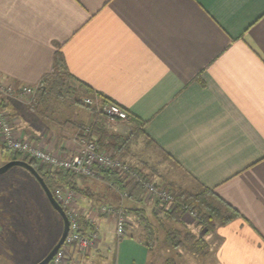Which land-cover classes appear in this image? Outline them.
<instances>
[{"label":"crops","instance_id":"crops-1","mask_svg":"<svg viewBox=\"0 0 264 264\" xmlns=\"http://www.w3.org/2000/svg\"><path fill=\"white\" fill-rule=\"evenodd\" d=\"M60 73L65 94L42 98L35 112L2 103L16 129L72 154L74 124L95 123L77 102L90 94L110 99L197 187L235 211L210 231L181 218L206 252L166 245L162 264L173 257L178 264H264V0H0V79L34 86ZM121 156L159 183L133 154ZM76 186L83 218L106 204L122 207L127 224L119 238L111 216H96V248L66 245L65 261L151 264V245L130 210L151 219L153 200L139 190L123 196L102 179L78 178Z\"/></svg>","mask_w":264,"mask_h":264},{"label":"rangeland","instance_id":"rangeland-1","mask_svg":"<svg viewBox=\"0 0 264 264\" xmlns=\"http://www.w3.org/2000/svg\"><path fill=\"white\" fill-rule=\"evenodd\" d=\"M88 96L98 105L104 103L97 95L90 94ZM85 97L87 96H82L80 98L83 106L86 105L83 101ZM86 106L88 111L91 112L92 118L93 113H97L96 108L90 105ZM27 110L31 112L29 108H27ZM97 114L98 117L96 119L99 120L102 128L127 139L122 144L120 156L125 153L126 157L129 156L130 158V155L133 154L135 156L134 162L137 163L140 168H143V170L155 174V176L158 177L159 183H163L161 184L163 187L169 188L173 199L176 194H182L183 196L190 195L192 199H203L206 204H210L214 207L216 212H219L220 215L228 213L224 205L211 192L197 187L180 169H178V167H176V165L170 162L169 158L165 157L154 145L146 140L145 137L140 134V126L130 121V118L121 123L117 120H111L102 113ZM82 125H84L82 121H77L74 124L75 128ZM22 135L32 140L36 147L38 146L32 138L23 133ZM38 147L55 153L57 156H63L61 152L52 151L54 150L53 143H49L48 146ZM2 148H4V145L0 137V167L9 161L2 158ZM5 150H7V148ZM53 169L54 168H47L48 171H53ZM89 179L94 181L99 180L98 178ZM75 193V200L77 202L79 199L78 192ZM191 206H193L194 209ZM191 206L190 207L197 213V220L190 215H186V212H184L181 218L185 217L188 222H192V219H194L197 223L198 218H200L202 214L210 212L209 209L202 207V205H198V203H193ZM154 208L152 218H150L154 224L155 233H157V240L150 244V250L152 251L151 264H162L163 258L159 259L158 254H161V257L167 256L169 253H166V250H168L169 246L166 247L162 242H158V236L160 235L161 237L163 235L166 227L169 229L176 225L164 220L163 217L165 210L171 209H166L165 207L161 208L156 203ZM218 219L215 218L216 221H218ZM159 220L163 222L162 227L157 223ZM180 225L178 228L182 230V235L190 232L189 228L182 225V222ZM62 229L63 224L60 216L50 206L39 183L25 168L13 166L5 173L0 174V264H36L46 256L57 242ZM181 238L182 236L180 239ZM97 244L98 242L90 248H96ZM183 249L184 251H188L185 248ZM186 259L187 261L185 264H195L196 261H198L195 259L192 262V259ZM178 261L180 260L173 257L169 258L165 264H178ZM50 262L48 264H50ZM65 264H67V262H65Z\"/></svg>","mask_w":264,"mask_h":264},{"label":"built area","instance_id":"built-area-1","mask_svg":"<svg viewBox=\"0 0 264 264\" xmlns=\"http://www.w3.org/2000/svg\"><path fill=\"white\" fill-rule=\"evenodd\" d=\"M44 87V79L34 86L4 82L0 79V137L5 148L13 154L19 155L20 160L26 162L34 160L39 166L62 168L84 178L101 179L95 167L114 171L124 177L125 182L129 185L127 189L120 191L123 196L128 195L131 186L137 185L140 187L143 196L152 199L159 207L173 208L174 199L166 187L159 184L154 177L140 173L120 155L116 156L112 150L101 149L94 141L88 139L86 133L89 127L82 128V133L72 139L76 144L75 153L63 156H57L55 153L36 147L34 142L23 136L22 132L15 128L13 119L2 103L8 101L20 103L27 106L31 112H34L36 92ZM83 101L86 105L94 106L97 113H102L111 120H128L127 112L114 103L108 102L98 105L89 96L85 97ZM53 197L64 210L69 222V231L64 246L67 245L69 248L75 246L79 251L92 247L99 237L97 227L93 225V219L99 215L111 216L114 220L115 235L119 238L125 235L127 216L122 207L101 204L94 211H89L85 215L84 224L90 228L83 231L80 225L82 214L79 212L75 200L76 193L68 187L55 188ZM185 208L186 214L197 220V213L191 207ZM64 246L56 252L50 260V264H65Z\"/></svg>","mask_w":264,"mask_h":264},{"label":"trees","instance_id":"trees-1","mask_svg":"<svg viewBox=\"0 0 264 264\" xmlns=\"http://www.w3.org/2000/svg\"><path fill=\"white\" fill-rule=\"evenodd\" d=\"M66 77L67 75H65L64 73H60L54 77H48L44 79L45 87L39 89L35 95V99H36L35 111H36V107L38 106L42 98H45L46 96L49 97L53 96L58 98L65 94L64 90L66 89L64 87L68 85ZM99 97L104 103H108V102L113 103L110 99L106 97L103 96H99ZM77 103L82 106L81 100L78 101ZM124 110L127 112L126 109ZM127 114H128V118L138 123L139 120H137L135 116L130 115L128 112ZM93 116L95 118V123L93 122L89 126L86 125L78 126V128H76L79 130L78 133H82L81 132L82 128L89 127L86 133V137L88 139L94 141L101 149H110L116 156H119L120 153L122 152V144L127 139L121 135L108 132L107 130L102 128V125L100 124L99 120L96 119L98 117V114L96 112L93 113ZM94 135L95 137H93ZM2 149L5 150L6 148L4 147ZM3 150H2V158H4L5 160H9V161L20 160L19 155L13 154L11 151H8V149L5 150L6 152ZM27 162L30 165H32L35 168V170L38 172V174L42 177L44 183L49 188L52 195L55 188L68 187L72 189L74 192H80L79 188H77L76 186V180L78 178H82V176L72 174L68 171L63 170L62 168H54L53 171L52 170L48 171L45 166H39V164L34 160H28ZM95 170L100 174L101 179L103 181L116 187V189H118L119 191L127 189V187L129 186L128 183L125 182V178L114 171L103 170L97 167H95ZM139 172L142 173L141 171ZM142 174L149 176L146 173H142ZM167 189L169 190V188ZM138 190L141 191L140 187L134 185L132 188L129 189L128 192L129 196L133 197L134 195L137 194ZM174 197L175 198H174L173 208L171 210H165L163 217L164 220L168 222H172L175 225L181 223V216L186 211L185 207H190L193 203H198V205H202V207H205L209 209L210 212H213V213L206 212L205 214H202L200 218H198L197 225H201L205 227L206 231H210L213 228L214 221H216L215 218L217 219L219 218L218 221L225 222L231 219L235 215V211L230 206L224 204L221 201L220 202L224 205V207L228 211V213L224 215H220L219 212L217 213L214 207H212L210 204H206V202L201 198L192 199L191 198L192 196L190 195L183 196L182 194H176L174 195ZM193 206L191 207L193 208ZM130 211L131 214L135 216L139 231L145 237V242H144L145 245H150L152 242H155L157 240V235H156L157 233H155V227L152 220L146 216L145 211L143 209H138V208L132 209ZM157 223L160 225V227H162L163 222L161 220L157 221ZM80 225L83 231L90 228L89 226L84 224L83 217L80 218ZM166 229H164L165 245L172 248L182 247L192 253L204 254L206 252L207 245L204 242V240L201 238H197L192 232H187L185 233V235L184 234L182 235V230H180L177 227H170L169 229L167 230ZM181 236L182 238L180 239Z\"/></svg>","mask_w":264,"mask_h":264},{"label":"water","instance_id":"water-1","mask_svg":"<svg viewBox=\"0 0 264 264\" xmlns=\"http://www.w3.org/2000/svg\"><path fill=\"white\" fill-rule=\"evenodd\" d=\"M13 166H21V167L25 168L35 178V180L41 186L50 206L60 216V218L62 220L63 229H62L61 235L58 238L57 242L50 249V251L46 254V256L41 261L36 263V264H48L50 262V260L53 258V256L56 254V252L65 243V240H66V237H67L68 231H69L68 218H67L64 210L62 209V207L54 199L52 193L50 192L49 188L44 183L42 177L38 174V172L35 170V168L32 165H30L28 162H26L24 160H10L0 167V174L5 173L6 171H8Z\"/></svg>","mask_w":264,"mask_h":264}]
</instances>
